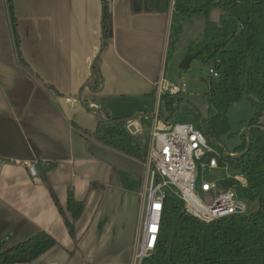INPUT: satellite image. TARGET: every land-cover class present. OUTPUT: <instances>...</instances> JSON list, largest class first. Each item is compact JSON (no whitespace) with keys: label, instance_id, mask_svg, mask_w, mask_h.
Listing matches in <instances>:
<instances>
[{"label":"crops","instance_id":"1","mask_svg":"<svg viewBox=\"0 0 264 264\" xmlns=\"http://www.w3.org/2000/svg\"><path fill=\"white\" fill-rule=\"evenodd\" d=\"M12 3L20 55L6 0H0V238L8 236L11 246L38 231L54 237L60 247L33 264H133L144 164L82 131H94L101 117H133L137 136L145 123L139 114L151 118L154 112L155 82H171L165 76L169 51L184 57L200 43L206 17L182 20L170 47L169 7L132 12L130 0H109L110 34L103 44L102 0ZM99 56L96 81L92 66ZM175 102L173 113L162 103L166 119L177 113ZM68 190L83 201L74 238L58 210L68 215Z\"/></svg>","mask_w":264,"mask_h":264},{"label":"trees","instance_id":"2","mask_svg":"<svg viewBox=\"0 0 264 264\" xmlns=\"http://www.w3.org/2000/svg\"><path fill=\"white\" fill-rule=\"evenodd\" d=\"M102 38L104 44L110 32L109 0H102ZM131 11L138 8L154 12L168 9L169 0H130ZM8 18L14 47L20 55L17 21L12 0H6ZM219 7L222 15L211 21L209 12ZM206 17L204 38L188 52L199 50L195 59L213 67L219 74L218 86L206 79L205 92L209 107L214 114L203 117L206 135L219 139L228 134L227 110L245 95L253 108L248 121V130L242 136L240 149L235 156H224L232 169L245 175L247 186L242 187L233 179L222 182L225 187L236 186L237 194L255 202L256 208L243 214L229 215L204 224L186 214L182 202L171 194L164 199L160 229L153 252L144 257L140 264H264V0H177L170 26L169 45L178 40L180 22L193 15ZM20 61L25 62L20 57ZM96 58L92 70L98 79ZM189 67V66H188ZM187 67V69H188ZM47 89L57 93L50 84ZM174 97L165 94L162 103L173 113ZM98 120L92 132L83 130L88 139L143 161L147 143L127 130L124 121ZM56 204L57 199L49 187ZM68 233L74 238V221L83 210V201L76 200L68 190L66 212L58 205ZM8 236L0 238V264L33 263L46 252L60 247L54 237L38 231L27 239L7 246Z\"/></svg>","mask_w":264,"mask_h":264},{"label":"built area","instance_id":"3","mask_svg":"<svg viewBox=\"0 0 264 264\" xmlns=\"http://www.w3.org/2000/svg\"><path fill=\"white\" fill-rule=\"evenodd\" d=\"M176 2L177 0H169L168 7L172 15ZM207 74L208 79L219 77L218 72L211 66L208 67ZM187 90V84L168 82L163 77L154 84L156 104L151 115L152 124L146 140L145 158L142 161L145 167V183L139 207L135 239L137 251L133 264H140L141 260L154 250L167 194L179 199L184 212L204 224L249 211L246 200L237 194L235 185H222L224 180L233 179L238 185L247 186L244 174L232 169L226 161L219 163L222 157L235 156L238 153H226L225 147L218 139L209 138L198 113L196 125L187 122L173 123L174 117L166 119L161 115L163 95L168 94L174 97L175 101H179ZM212 141L216 142L219 150L210 144ZM221 167L230 169L233 173L226 174L220 180L201 179L197 182L202 173ZM28 170L31 175H35L34 166L28 165ZM197 188L207 195L211 194V201H203Z\"/></svg>","mask_w":264,"mask_h":264},{"label":"rangeland","instance_id":"4","mask_svg":"<svg viewBox=\"0 0 264 264\" xmlns=\"http://www.w3.org/2000/svg\"><path fill=\"white\" fill-rule=\"evenodd\" d=\"M224 16L223 11L219 7H214L208 14V18L211 21H217L221 16ZM10 24V22H9ZM169 64L165 69V76L171 82H183L188 85L187 94L182 97V99L178 102H175V106L178 107L177 113L174 116L173 123H191L196 125L197 124V115L203 118L206 117L208 114H214L215 110L212 107H209L207 103V99L205 96V92L208 90V84L206 82L207 71L209 65L197 60L193 59L190 62L188 69L180 70L178 68V64L183 57L174 58L169 51ZM212 85L214 87L218 86V78L212 77L211 78ZM183 105L181 108L180 106ZM191 106L195 107L193 109ZM160 112L165 113L163 106L160 107ZM253 108L245 95L233 102L228 110H227V118H228V125H229V132L228 134L222 135L218 141L225 147L226 153H231L237 149H240L241 145L243 144L242 136L247 133L248 130V121L253 116ZM148 113L139 114L141 121H145L143 125V130L137 135L140 142H145L148 137L149 130L151 128L150 123V116ZM261 122L264 123V117L261 118ZM143 124V123H142ZM212 146H215L217 150L219 147L216 146V142L212 141L210 143ZM233 173L230 169L218 168L211 172H204L198 177V183L201 179L204 180H220L224 178L226 174ZM198 189V188H197ZM198 193L200 198L205 202H210L212 199V195L205 194L198 189ZM247 206L249 210H253L256 208V203L246 200Z\"/></svg>","mask_w":264,"mask_h":264},{"label":"water","instance_id":"5","mask_svg":"<svg viewBox=\"0 0 264 264\" xmlns=\"http://www.w3.org/2000/svg\"><path fill=\"white\" fill-rule=\"evenodd\" d=\"M110 34V33H109ZM103 44H104V39H103ZM199 53V50H196L194 52H188L184 55V57L181 59V61L179 62L178 64V68L180 70H186L187 67L189 66L190 62L197 56V54ZM95 62V61H94ZM94 65V64H93ZM92 78L95 80L94 78V73H93V70H92ZM98 114L99 112L96 111ZM153 114V113H152ZM151 114V115H152ZM101 117V116H100ZM103 119V121H110L108 119H105L103 117H101ZM124 122L127 123V130L130 132V133H134L136 132V129L138 128V126L133 122V117H129L127 119H124L122 120ZM16 264H33V263H30V262H24V263H16ZM46 264H57L56 262H49V263H46Z\"/></svg>","mask_w":264,"mask_h":264}]
</instances>
